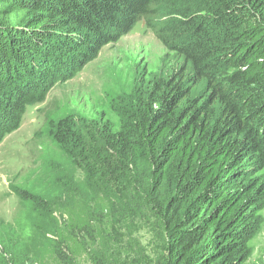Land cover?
<instances>
[{
	"label": "trees",
	"instance_id": "16d2710c",
	"mask_svg": "<svg viewBox=\"0 0 264 264\" xmlns=\"http://www.w3.org/2000/svg\"><path fill=\"white\" fill-rule=\"evenodd\" d=\"M140 21L179 68L108 96L100 118L46 116L61 165L35 173L41 191L14 186L24 248L3 264H135L152 246L156 264H247L263 223L264 0H0V143Z\"/></svg>",
	"mask_w": 264,
	"mask_h": 264
},
{
	"label": "rangeland",
	"instance_id": "374dc122",
	"mask_svg": "<svg viewBox=\"0 0 264 264\" xmlns=\"http://www.w3.org/2000/svg\"><path fill=\"white\" fill-rule=\"evenodd\" d=\"M186 4L184 2L180 7ZM177 60L174 53L140 21L132 31L104 46L98 57L75 77L51 88L44 102L27 107L20 127L0 143V259H7L13 251H22L24 248V244L21 246L23 234L17 223L27 214L29 202H22L14 195V186L41 191L43 184L37 180L39 174L35 173L44 168L43 163L46 162L59 168L61 165L55 147L44 134H40L46 116L56 119L70 117L77 122L105 116L110 107L108 96L118 95L122 90H127L123 92L129 94V88L144 78L174 72L179 68ZM110 120L112 123L119 121L118 117ZM260 213L263 223L251 241L247 264H264V206ZM6 222L13 224L11 230L17 231L15 235L19 236L5 235ZM152 247L150 255H144L135 264H156ZM15 259L22 260L18 255ZM2 260L0 264H3ZM78 260L79 264H92L84 256ZM23 264L36 263L25 261Z\"/></svg>",
	"mask_w": 264,
	"mask_h": 264
},
{
	"label": "clouds",
	"instance_id": "9594fccd",
	"mask_svg": "<svg viewBox=\"0 0 264 264\" xmlns=\"http://www.w3.org/2000/svg\"><path fill=\"white\" fill-rule=\"evenodd\" d=\"M144 25V24H143ZM145 27V26H144Z\"/></svg>",
	"mask_w": 264,
	"mask_h": 264
}]
</instances>
